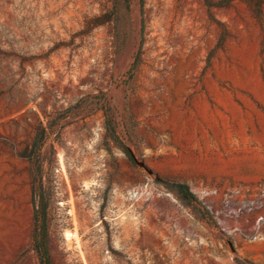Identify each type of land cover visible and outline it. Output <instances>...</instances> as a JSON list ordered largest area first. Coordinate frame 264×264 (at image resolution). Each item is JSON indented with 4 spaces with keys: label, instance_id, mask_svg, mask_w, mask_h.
I'll return each mask as SVG.
<instances>
[{
    "label": "rangeland",
    "instance_id": "374dc122",
    "mask_svg": "<svg viewBox=\"0 0 264 264\" xmlns=\"http://www.w3.org/2000/svg\"><path fill=\"white\" fill-rule=\"evenodd\" d=\"M39 122L49 264H264V7L0 0V264H43Z\"/></svg>",
    "mask_w": 264,
    "mask_h": 264
},
{
    "label": "trees",
    "instance_id": "16d2710c",
    "mask_svg": "<svg viewBox=\"0 0 264 264\" xmlns=\"http://www.w3.org/2000/svg\"><path fill=\"white\" fill-rule=\"evenodd\" d=\"M235 0H202L208 8H219L230 5ZM246 4L250 12L258 20L263 18L264 0H239ZM226 30L223 29L221 39H224ZM114 131V128H111ZM49 132L46 127L39 126L36 128L30 141L27 143L20 157L27 159L29 163L30 174V201L32 207V244L43 264L50 263L49 252L47 248V207L52 198V190L43 184L44 160L42 149L46 143ZM127 156L132 159L130 152L124 149ZM166 186L173 189L183 200L190 203L191 201L199 202L198 198L186 183L182 182H164ZM203 210L207 212L206 208Z\"/></svg>",
    "mask_w": 264,
    "mask_h": 264
}]
</instances>
